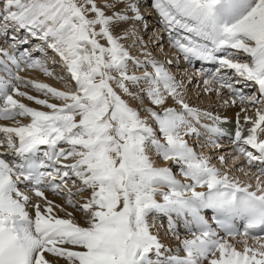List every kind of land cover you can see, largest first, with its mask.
I'll list each match as a JSON object with an SVG mask.
<instances>
[{
  "label": "snow or ice",
  "instance_id": "obj_1",
  "mask_svg": "<svg viewBox=\"0 0 264 264\" xmlns=\"http://www.w3.org/2000/svg\"><path fill=\"white\" fill-rule=\"evenodd\" d=\"M118 4H124L122 11L105 14L104 9ZM151 7L169 33L171 47L186 62L219 65L203 81L217 87L206 91L219 96L220 89H227L233 104L239 100L256 108L255 119L244 116L251 125L247 137H242L237 117L233 159L264 164V139L259 138L264 133V0H152ZM129 19H142L135 0H112L102 7L96 0H0V37L11 36L10 51L0 48V120L31 118L27 125L0 127L7 138L0 141L6 149L0 152V264H264V236L257 235V230L264 232V168L250 191V185L241 186L209 158L197 155L187 138H199L202 128L207 143L218 148L213 137L222 134L218 125L224 121L190 107L180 91L184 85L162 64L130 55L120 42L127 34L112 31ZM21 32L26 33L23 40ZM30 39L59 57L74 91L18 74L27 68L53 76L28 49L16 55ZM43 46L35 51L44 52ZM130 64L145 69L143 74L130 75ZM229 70L257 85L259 96L243 95ZM21 87L63 103L38 99ZM118 92L141 103L147 98L162 110L144 108L149 123ZM14 96L50 111L35 110ZM169 98L179 108L165 107ZM205 119L212 124H203ZM153 155L175 165L188 182L178 180L170 166L157 167ZM219 160L226 163L224 156ZM77 181L75 192L67 188ZM46 191L83 212L84 225L56 215L59 206L47 199ZM85 192L89 197L77 205L74 197ZM27 193L44 201L43 210ZM30 205L34 215L27 210ZM205 210H211L223 236L210 226ZM160 216L168 218L169 232L180 240L175 254L152 232ZM177 220L190 239H180ZM235 221H243V231Z\"/></svg>",
  "mask_w": 264,
  "mask_h": 264
},
{
  "label": "bare ground",
  "instance_id": "obj_2",
  "mask_svg": "<svg viewBox=\"0 0 264 264\" xmlns=\"http://www.w3.org/2000/svg\"><path fill=\"white\" fill-rule=\"evenodd\" d=\"M98 2H101V3H103V2H108V3H111L112 2V0H97ZM144 2H146L147 0H143ZM150 1L152 2V0H148L147 2H149L150 3ZM135 2H137V0H135ZM140 3V2H139ZM105 4V3H104ZM143 6H145V4H143L142 5V7ZM124 4H118L115 8H112V10L110 11V15L112 14V12L113 11H116V12H120V11H122L123 9H124ZM145 11V16H143V18L139 21V22H141V23H143L144 22V24H148V26L147 27H149V29L146 27L145 28V26L143 27V28H145L142 32L144 33V35L145 36H147L149 33V41L151 40V38L154 40V35L155 36H157V34L159 33L158 32V30H160V31H162V32H166V31H164L163 30V27H162V24L161 23H159V21L157 20V18L156 17H158L157 15H154V10H152V9H150V10H148V9H146V10H144ZM148 19L147 20V22L145 21V20H143V19ZM135 22V21H134ZM137 22V21H136ZM135 22V23H136ZM130 21L128 20V21H126V22H121V23H118V24H116L113 28H112V31H113V34L114 35H116V36H124V35H121V33L119 32V31H123V34H129V33H131V35H132V32L133 31H131V32H129L128 33V28L130 29V27H129V25H130ZM132 24H133V22H132ZM132 24H131V26H132ZM135 26V25H134ZM153 26H154V28H153ZM133 27V26H132ZM151 28H153V31H151V32H149L150 30H151ZM140 29V28H139ZM145 30L147 31L146 33H145ZM141 32V33H142ZM149 32V33H148ZM154 32V33H153ZM153 33V34H152ZM134 34V33H133ZM20 35H22L23 36V39H25V37H26V33H23V32H21V33H19V39H20ZM130 37H132V36H130ZM141 38H142V40H143V42H142V44L144 45V47H143V49L142 48H137V49H139V51H142L141 52V54L142 53H148L149 51H148V48L150 49L151 47L149 46V47H146V46H148L146 43H147V41L146 40H144V38H143V36L141 35ZM133 39V38H132ZM9 41L11 40V36H10V38L8 39ZM135 40V39H134ZM123 41V40H122ZM146 41V42H145ZM148 41V42H149ZM29 43H32V44H29ZM28 43V45H30V46H34V48H32V50H35L37 47H39V46H43L42 45V42H40V41H38V40H32L31 39V42H29ZM153 43V45H154V48H151V51H153V50H157L158 51V53L161 51V56H159L158 58L155 56V58L154 57H152V55H151V57H145L144 55H142L141 57L142 58H144V59H146V58H150V59H152V60H155L157 63H159V64H161V60H163V61H165V60H167L168 62V65L171 63V62H173L174 64H172V66L176 69L179 65H177V63H179V61L180 60H178L177 61V59H175V57H171V55L173 54V53H176V50H166V51H164L163 50V48H162V42H159V43H156V42H152ZM23 45H27V44H22V46ZM142 45V46H143ZM43 47H46V46H43ZM5 48H6V46H5ZM158 48V49H157ZM20 49H25V47H20ZM145 49H147L146 51H145ZM44 50H48V51H50L51 49H44ZM9 51H10V49H9ZM51 52H53L52 50H51ZM54 53V52H53ZM36 56V54H34V57ZM39 56L40 55H38V59H39ZM178 56H176V58H177ZM158 60H157V59ZM140 59V58H139ZM143 59V60H144ZM174 59V60H173ZM140 60H142V59H140ZM159 61H161V62H159ZM167 63L166 64H163V66L165 67V65H167ZM167 65V66H168ZM175 65V66H174ZM166 66V69L169 71V73L176 79V81L178 82V83H180V78H181V80L183 79V81H182V83H184L185 82V80H187V82H186V86L185 87H193L192 88V90H194L195 89V85H196V89L195 90H199V89H201V91L202 92H204V91H206V87H209V86H205L204 84L202 85V86H198V83L196 82V83H194V81L192 80V78H191V76H189V75H187L186 74V72L185 71H181V74H179V73H177V75H176V72H174L173 70H169L168 68L169 67H167ZM31 70H33V69H28V70H26L25 71V76H27L26 74L27 73H29V72H31L29 75H31V77H33L32 76V74H33V72L31 71ZM147 70V69H146ZM149 70H150V67H149ZM148 70V71H149ZM36 72H38V71H36ZM24 74H22V75H24ZM34 74H36L35 72H34ZM142 74V73H141ZM28 75V76H29ZM175 76H177V77H175ZM186 78V79H185ZM240 79H242V78H240ZM28 80V79H27ZM30 80V79H29ZM243 80V79H242ZM244 81V80H243ZM195 84V85H194ZM185 88L183 87V90H184ZM207 93L209 94V95H213V96H211L212 98H214V94H215V98H216V100H214V102H219L218 100H220L222 97H223V94L221 93L219 96H217L216 95V93L214 92V91H211V90H208L207 91ZM28 95H29V93H28ZM34 95V94H33ZM182 95H183V98H184V100H185V98H187V103H189L188 102V96H186L185 97V95L182 93ZM34 97H36V98H38V99H41L39 96L37 97V96H35L34 95ZM14 98L15 99H18V100H20V102L21 103H24L26 106H28V107H31V108H33V109H35V110H38V111H45V112H47V108H45V107H43V106H41V105H37V104H35L33 101H29V100H27V99H24V98H20V97H15L14 96ZM128 99L130 100V101H135V100H132L130 97H128ZM230 99V98H229ZM50 103H55L56 104V102H54V101H52V100H49V99H47ZM136 102V101H135ZM230 103H231V106L229 107V106H225V105H222L221 106V104H218V105H220V107H219V109H218V111H216L215 109H206L205 111L206 112H210L212 115H216V116H219L220 118H221V120H231V121H233V120H235V119H237V117H238V115H239V121L240 122H243L244 123V116L245 115H247V116H249L251 119H255V111H256V108H253V107H251V108H242V107H240L239 106V104L238 103H235V104H233L232 103V101H231V99H230ZM137 104H142L140 101H137ZM174 104V101H173V103L171 104V99L169 98L167 101H166V104H165V107H167V105L169 106V105H173ZM58 106H59V104H57ZM190 105H191V102H190ZM141 107V106H140ZM146 107V106H145ZM177 107H179V106H177ZM144 108V107H143ZM209 108H211V107H209ZM160 109V108H159ZM215 112V113H213V112ZM23 118H25V117H16L14 120H9V121H7V122H5L4 120H0V127H17V126H23V125H27V124H29L30 122H31V118H29V120H26V121H24V119ZM209 121H206V120H202V123H208ZM245 126V128L247 129V127H251V125L250 124H244ZM247 132H248V129H247ZM0 135H3V136H5V134H3V133H0ZM5 139H7L6 138V136H5ZM13 139H15V137H13ZM192 139V138H191ZM195 139L196 140H194L195 141V143H196V145L198 146V147H200L201 148V146H199V144H200V142H199V138H196L195 137ZM192 140V141H193ZM2 141V140H1ZM194 141H193V143H194ZM4 143H6V140H4L3 141ZM189 145H190V143H189ZM65 147H66V145H65ZM200 153H201V151L200 150H198ZM205 151H208V150H206V149H204V152L203 153H205ZM214 151V150H213ZM213 151H211V152H213ZM0 152H6V149L5 148H3V147H0ZM210 151H208L207 153H209ZM202 153V154H203ZM197 155H199V154H197ZM208 155V154H207ZM206 156V155H205ZM210 156V155H209ZM12 157L13 156H8V159L9 160H12ZM238 159H230L229 160V162L226 164V165H228V167H231L232 166V168L230 169V168H228L229 170L228 171H231V170H239V171H241V172H243V175L245 176V177H247V176H250L251 175V171L250 170H247V169H245V168H243V167H241L240 165H237V166H233L234 164H235V162L237 161ZM155 162V161H154ZM163 162V161H162ZM64 163H71V161H66V162H64ZM158 163V164H157ZM155 162V165L157 166V167H159L160 165V163L159 162ZM165 163L163 162V164H161L162 166L164 165ZM166 166L168 165V166H170L171 165V162H168L167 164H165ZM165 167V166H164ZM179 170V169H178ZM175 171V170H174ZM223 173V172H222ZM247 173V174H246ZM177 176H178V172H177V174H176ZM178 180H179V177H176ZM183 178V177H182ZM180 180H181V178H180ZM256 183H257V181H255V183H254V186H253V188H250L251 190H253V191H255V188H256ZM79 185V182L77 181V183H76V185H72V184H69L68 186H67V188H70L73 192H75V189H76V186H78ZM241 185V184H240ZM241 186H243V185H241ZM67 188H66V191H67ZM201 189H197V191H200ZM89 195H90V193L86 196V194L85 193H81V194H79V195H76V197H75V199H74V202L77 204V205H79V204H81V203H83V202H85L86 200H87V198L89 197ZM45 196L47 197V199L49 200V201H52L53 202V204L54 205H57V206H59V207H56V208H54V212H55V214L56 215H58V216H60V217H63V218H69V219H72L75 223H78V224H80V225H84V221H85V216H84V214H83V212H81V211H75L74 209H72V208H69V207H67L66 205H64L63 204V202L59 199V198H55V197H52V196H49V195H47V194H45ZM39 203L40 204V206H41V210H43V208H44V201H42V200H39V199H37V198H31V203L32 204H35V203ZM61 208H64L66 211H61L60 209ZM28 211H29V213L30 214H32V215H34V209L31 207V205L28 207V209H27ZM67 212H72V216L71 217H67V215H66V213ZM152 232H153V234L154 235H156L159 239H160V241H161V243H163L164 245H165V247L167 246V248H171L172 250H173V252H174V254H175V249H177L178 248V246H179V244H180V240H177L175 237H168L167 235H166V233H165V231L163 230V228H162V226H161V224H160V221L158 220V218H156L155 220H154V227H153V229H152ZM180 239L181 240H183L184 238L182 237V236H180ZM187 239H190V238H187ZM231 243H235V241H230ZM237 248H238V250H240V251H242L243 249H242V246L241 245H237ZM181 255H183V254H181ZM60 264H63V262L61 261L60 262Z\"/></svg>",
  "mask_w": 264,
  "mask_h": 264
},
{
  "label": "rangeland",
  "instance_id": "obj_3",
  "mask_svg": "<svg viewBox=\"0 0 264 264\" xmlns=\"http://www.w3.org/2000/svg\"><path fill=\"white\" fill-rule=\"evenodd\" d=\"M148 1V0H147ZM144 2L143 0H137V6H138V8H139V13H140V15H141V17L143 18V16H145V11L144 10H146V9H148V10H150V9H152V7H151V1H150V3L149 2ZM96 2H97V6L98 7H102L103 5H104V3L105 2H103V3H101V2H98L97 0H96ZM140 2V3H139ZM143 4H145V6H143L142 7V5ZM105 10V14L106 15H110V11L112 10V8H108V9H104ZM153 10V9H152ZM154 12V15H157V13L155 12V11H153ZM129 16H131L132 14L131 13H127ZM158 16V15H157ZM159 18V17H158ZM160 19V18H159ZM143 20H145L146 22H147V20L144 18ZM129 21L131 22L130 23V25H129V27H130V29L128 28V33L129 32H131V31H133L132 32V35H131V33H129V34H127V39H124L123 41L121 40L120 42L123 44V46L129 51V53H130V55L131 56H133V57H135V58H140V59H144V58H142L141 56H142V54H141V52L142 51H139V49H137V48H142L143 49V47H144V45L142 44V42H143V40H142V38H141V35L143 36V38H144V40H146L147 41V45L148 46H146V47H151V48H154V45H153V43H151V40L149 41V32H151V31H153V29H151L148 33V35L147 36H145L144 35V33L142 32L147 26H148V24L146 25V24H144V22L143 23H141V22H134L133 20H131V19H129ZM132 22H133V24H132ZM160 23V22H159ZM131 24H132V26H131ZM135 25V26H134ZM145 26V28H143ZM140 28V29H139ZM148 29H149V27H147ZM120 33H121V35H125V34H123V31H119ZM142 32V33H141ZM147 31L145 30V33H146ZM134 33V34H133ZM154 33V32H153ZM152 33V34H153ZM130 36H132V37H130ZM133 38V39H132ZM135 39V40H134ZM145 41V42H146ZM149 41V42H148ZM101 43H105L103 40L101 41ZM143 45V46H142ZM151 48L149 49L148 48V53L150 54V56L149 57H151V55H152V57H154L155 58V56L158 58L159 56H161V51L158 53V51L157 50H153V51H151ZM44 49H47V47H44ZM158 49V48H157ZM147 49H145V51H146ZM46 51H48V50H44V52H46ZM44 52H41V53H43L42 55H40V57H39V59L40 60H43L44 62H45V66L46 67H48L51 71H52V73H53V76H45L41 71H39V70H37V69H35V70H32V72H33V74H32V76L33 77H31V75H29L31 72H29V73H27L26 75L27 76H25V74L24 75H21V77L24 79V80H26V81H36V82H38V83H45V84H47V85H49L50 87H52V88H55V89H57V90H59V91H74L75 90V84H74V82L71 80V78H70V76L68 75V73H67V71L65 70V68L62 66V63H61V61L59 60V57H57L56 56V54L55 53H53V52H46V53H44ZM147 52V51H146ZM151 57V58H152ZM162 57V56H161ZM156 58V59H157ZM239 59L241 60V61H243L244 59H245V57L243 56V55H241L240 57H239ZM158 60V59H157ZM162 61V62H161ZM161 61H159V62H161V64L163 65V64H166L168 61L167 60H165V61H163V60H161ZM177 64H179V63H177ZM168 65V64H167ZM167 65H165V68H166V66ZM175 66V65H174ZM168 67V66H167ZM174 68V67H173ZM169 70L171 69L172 70V67H170L169 66V68H168ZM145 69H141V70H139V71H137V70H135L134 69V67L130 64L129 65V74L130 75H136V76H141L142 74H143V71H144ZM149 69L147 68V71H148ZM36 71H38V72H36ZM149 71H151V68H150V70ZM34 72L36 73V74H34ZM174 72H177V71H174ZM142 73V74H141ZM29 75V76H28ZM58 77H63V79L61 80V79H58ZM28 79V80H27ZM30 79V80H29ZM180 80V83H182V81H183V79L181 80V79H179ZM186 82H187V80H185V82L184 83H182L184 86V90H183V88H181L180 89V91H181V93H183L184 95H185V97L186 96H188V102L190 101L191 102V105H190V102L188 103L189 104V106L190 107H192V108H196V109H199L200 111H202V112H204V110H206V109H215L216 111H218V109H219V105L218 104H221V103H219V102H221V101H219V102H214V100H216V98H215V94H214V98H212L211 96H213V95H209L208 93H207V91H204V92H202L201 90H195L196 89V85H195V89L194 90H192V88L193 87H185L186 86ZM144 87H146V85H144ZM20 90L21 91H25V92H27V93H29V95H31V96H39L41 99H49V100H52V101H54V102H56V104H59V105H61L62 103H63V101H59V100H55V99H52L50 96H44L42 93H40V92H36L35 90H33V89H31V87H28V88H24V87H21L20 88ZM131 90L132 91H134V92H140V89L139 88H131ZM216 93V92H215ZM34 94V95H33ZM118 94H120L121 95V97H122V99H125L128 103H129V106L130 107H133V108H136V109H138V110H140V115H141V118L142 119H146V120H148L149 121V123H151V119L148 117V115H147V113H145L144 111H143V109L144 108H146V107H153L154 108V110H156V111H161L162 109H159V108H156L155 106H153V105H151L148 101H147V98H145L144 100H143V102H142V104L140 105V104H137V101L135 102V101H130L129 99H128V96H126V95H124L123 93H119L118 92ZM141 95H142V93H140ZM224 98H222V100H223ZM185 100L187 101V98H185ZM173 103V101L171 100V104ZM225 104V103H224ZM223 105V104H222ZM141 106V107H140ZM146 106V107H145ZM178 105H176L175 104V102H174V104L173 105H167V107H175V108H179V107H177ZM144 107V108H143ZM209 107H211V108H209ZM50 111V109H47V112H49ZM213 112V111H212ZM213 113H215V112H213ZM24 119V121H26V120H29V118H23ZM188 139V141H189V143H190V146H192V147H194L195 148V151H196V153L197 154H199V155H202V153L204 152V150H201L203 147H201V149H199L194 143H193V139H191V138H187ZM5 140H7V139H5ZM193 140V141H192ZM193 143V144H192ZM198 150H200L201 151V153L198 151ZM208 151H205V153H203V156H209L208 158L210 159V161H211V164H212V166H214V167H216L221 173L223 172V173H227L231 178H233V179H235V181H238V182H244V183H248L249 184V180H247V179H243V177H241L240 176V174L239 173H236V172H234V171H228L229 169L228 168H230V167H228V165H226V164H221L220 163V161H218V159L216 158V154H215V156H214V154L213 153H211V152H209V153H207ZM208 154V155H207ZM153 160L157 163V162H161L159 165V167H164V166H166L165 164L162 166L161 164H163V162L162 161H157L156 160V157L153 155ZM158 164V163H157ZM168 166V165H167ZM170 167H172V169H173V172L175 173V171H174V169L176 168V166L175 165H172L171 164V166ZM178 171V176L176 175V173H175V175H176V177H179V180H180V178H181V180L182 181H184V182H186V180H184L183 178H182V176L180 175V172H179V170H177ZM90 192H85V194H86V196L89 194ZM157 199H159V197H157ZM38 203V202H37ZM73 209V208H72ZM75 211H76V209H74Z\"/></svg>",
  "mask_w": 264,
  "mask_h": 264
}]
</instances>
